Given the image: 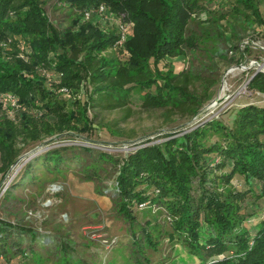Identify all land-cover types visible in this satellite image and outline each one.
<instances>
[{"label": "trees", "instance_id": "trees-1", "mask_svg": "<svg viewBox=\"0 0 264 264\" xmlns=\"http://www.w3.org/2000/svg\"><path fill=\"white\" fill-rule=\"evenodd\" d=\"M261 1L220 0L217 9L205 0H0V95H15L23 108L12 115L0 105L2 178L49 137L91 134L96 125L123 134L137 110L166 123L198 117L217 93L221 65L246 59L231 55L255 24L264 25ZM49 2L61 14L58 26ZM101 6L126 27L122 47L118 27L94 21ZM176 60L188 67L180 70ZM65 87L83 98L71 100ZM250 88L264 93L263 73ZM181 132L165 133L162 142L146 137L122 156L88 146L35 156L0 199V264L96 263L61 227L55 230L63 240L45 244L14 194L30 187L43 194L73 167L98 194L112 190L113 210L134 244L125 264H153L163 237L199 264H264V106L249 104ZM142 203L165 226L142 221Z\"/></svg>", "mask_w": 264, "mask_h": 264}, {"label": "rangeland", "instance_id": "rangeland-1", "mask_svg": "<svg viewBox=\"0 0 264 264\" xmlns=\"http://www.w3.org/2000/svg\"><path fill=\"white\" fill-rule=\"evenodd\" d=\"M205 1L206 4L212 3L211 5L217 9H222L219 7L220 3L221 6H225L224 4L229 0H226L225 3L223 0H221L223 3L220 0ZM51 3L46 5V10L54 25L58 26L61 14L54 12ZM260 10L264 18V0L260 3ZM203 16L206 18L205 14ZM91 19L92 17L88 20ZM94 21L99 24H106L113 29H116L119 23L118 17L109 11H105L103 15L97 14ZM211 44L214 47L218 46L217 39L212 38ZM247 48L248 51L246 52ZM238 50L240 51H235L231 56L237 60L238 52H242L246 53V59L238 63L233 62L230 65L225 63L221 65L222 79L217 87V93L213 100L201 110L198 117L192 120L178 118L174 122L166 123L161 114L155 115L137 110L128 123L122 124V128L125 130L123 134L111 135L105 130H100V126L96 125V129L91 134L49 137L35 148L26 150L4 178L0 175V199L10 188L11 183L22 173L25 165L35 156L49 149L61 146H88L122 156L133 151L136 148L134 144L141 142L146 137L154 139L155 142H162L165 141L164 134L167 132L182 131L178 134L180 136L214 118H227L246 105L264 106V93L250 88V83L254 77L259 73L264 74V25L255 24L254 28L249 30L238 43ZM52 56L55 58L54 55ZM177 63L180 70L188 67L187 63L180 61ZM64 90L67 91L66 93L71 100L83 98L84 93H75L68 87H65ZM112 117H116V115H112ZM76 169L73 167L67 171L66 178H58L53 182L62 185L63 191L55 195V203L50 209H43L42 207L44 198L48 197L47 191L37 195L38 190L33 187H30L32 189L25 193L15 190L14 194L25 200L24 205L22 204L24 206L23 212H25L23 215L27 217L31 209L42 213L41 218L26 219L35 223L38 235H45V244L51 243L52 239L58 242L63 240L55 230L57 227H61L62 233H69L74 248L81 252L87 262L125 264L124 262L133 250L134 244L132 236L126 233V225L117 218L116 212L113 210L114 205L110 198L112 190H105L107 193L105 196L98 194L93 183H86L76 175ZM15 204L20 206L21 203L16 202ZM152 209L154 210V208L147 207L142 211L140 214L143 218L142 221L151 219L165 226L156 214L157 212ZM2 217H6V213L0 209V218ZM49 237L53 238L50 239ZM105 240H108L109 243L105 244ZM110 240L116 242L110 244ZM161 242L162 246L159 251L154 252L155 256L152 257L153 264L200 263L197 257L182 251L181 246L176 241H169L167 237H163ZM145 251L148 254L153 253L148 248Z\"/></svg>", "mask_w": 264, "mask_h": 264}, {"label": "built area", "instance_id": "built-area-1", "mask_svg": "<svg viewBox=\"0 0 264 264\" xmlns=\"http://www.w3.org/2000/svg\"><path fill=\"white\" fill-rule=\"evenodd\" d=\"M226 1V0H223ZM106 11V7L105 6H101L99 9L98 14L99 15H103ZM93 11H87L85 14L86 19H90L92 17ZM117 27L119 28V30L121 31V39L118 42L119 47H122L125 40H126V27L119 21ZM65 88H63L61 91L62 92H67L66 90H64ZM67 94V93H66ZM0 105H4L6 108H9L10 113L13 115L14 111H18L23 109L21 104L19 103L18 98L15 95L12 94H2L0 95ZM63 191V187L62 185H60L59 183H51L48 186L47 189V196L46 198H44V201L42 203V207L43 209H50L54 203H55V195L61 193ZM148 207L147 203H142L140 204V208L141 209H145ZM41 218L42 217V213L39 211H29L27 218L31 219V218ZM111 243L110 244H114L116 241L115 240H110ZM109 241L105 240V244H108Z\"/></svg>", "mask_w": 264, "mask_h": 264}, {"label": "bare ground", "instance_id": "bare-ground-1", "mask_svg": "<svg viewBox=\"0 0 264 264\" xmlns=\"http://www.w3.org/2000/svg\"><path fill=\"white\" fill-rule=\"evenodd\" d=\"M232 69H234V68H232ZM229 74V73H228ZM228 83V82H227ZM222 87V86H221ZM222 97V96H221ZM255 101V100H254ZM99 238V237H98Z\"/></svg>", "mask_w": 264, "mask_h": 264}]
</instances>
